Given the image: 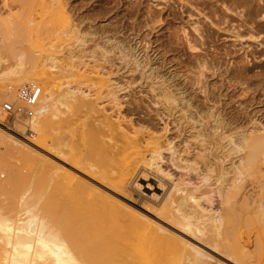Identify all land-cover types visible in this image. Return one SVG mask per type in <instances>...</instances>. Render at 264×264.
Wrapping results in <instances>:
<instances>
[{
	"label": "bare ground",
	"instance_id": "1",
	"mask_svg": "<svg viewBox=\"0 0 264 264\" xmlns=\"http://www.w3.org/2000/svg\"><path fill=\"white\" fill-rule=\"evenodd\" d=\"M3 1L8 5L7 11L10 13L12 30L21 28L23 23H26L23 21L24 18L28 17L29 14L33 13L34 16L41 19L42 23L39 22L35 25L30 24L33 22L31 21L22 31L17 32L23 33L20 35L26 36L27 41L31 43L44 33H47L49 38L59 41L56 46H50L46 49L35 50L32 45L29 46L27 50L19 54V70L6 73L3 75L4 78L0 76V84L2 79L12 82L6 89H0V117L2 118L0 119V130L5 134H11L16 129L14 130L8 125L5 126L3 123L2 103L6 100L16 99V89L22 84L38 85L37 81H41L44 86V92L42 89L30 127L20 119L16 118L13 121L15 126L21 128V130L19 129L21 132L25 135L28 134V139L36 140L32 144L38 148L27 141L16 139L13 142L15 156L21 155L24 160L29 158L37 160V168L40 170L48 168L54 173H61V167L44 163L45 161L41 159L40 151H38V149H42L75 169L77 166H73V164L80 166L78 171L84 174L87 171L89 175L93 174L91 176L96 180L102 181V184L105 183L119 190H123L124 185L130 179L133 178L132 182L135 181L139 174H150L156 177L159 185L167 190V199H178L174 211L169 212L163 205L162 212H168L165 215L168 222L163 221L178 231L174 232L161 223H155L142 216L138 217L131 209L115 205L98 192H91L93 186L81 178H75L73 193L69 198L88 202V205L93 209L94 214L92 216H97L99 222L104 220L107 222L115 221L121 215L131 217V221L124 224L123 232L116 233L103 232L92 227L90 229L87 221H84V218L80 219L84 216L85 209L79 210L77 206H74L75 201L69 207L64 208L62 205L56 204L57 202L55 203L54 198L46 190L41 189L35 194H28L26 190L23 195H18L17 191L10 190L8 196L9 202L12 201V203L11 206L9 205V209H16L13 202L19 198L21 213L19 212L13 220L0 217V225L9 230V234L0 236V240L9 247L7 250L8 258L4 264H34V251L41 248L44 253L48 251L53 253L56 264H161L157 260L167 250H172L180 255L181 261L178 264H211V259L215 258L213 253L223 257L222 260L214 259L218 264H253V254L247 247L250 236L247 233H245L246 236L240 233L242 226L245 225L242 216L237 215V213L229 214L230 219L235 220V223L232 224V230H230L231 233L237 230L240 233H237L239 236L235 241L233 240L234 243H229L220 239L226 223L223 216L219 212H213L214 217L212 216V221L210 219L211 223H209L206 215L212 211L214 202L212 198L213 193H215L220 200L239 196L247 204L249 202L257 203V210L261 212L264 218V122L256 117L257 113L251 114L247 108L238 115H234L231 111H221L219 106L215 105L218 103L215 100L217 93L210 91L207 80L205 82L200 78L204 75L206 78L205 73L210 70L204 60L197 66L200 79L198 77L194 80L188 79L184 86L180 85L174 80L175 77L173 79L164 76L158 67L154 66L155 61L148 52L142 53L143 50L139 52L131 43L117 38L118 26H113L112 38L106 34L109 33L106 31L107 29L99 31L97 29H85L83 25L88 16L83 18L81 15L78 19L73 18L70 0ZM162 1L164 6L160 7V10L158 6L162 4L158 2L155 6L153 5L156 8L154 10L152 8L153 14L151 16L154 18L151 22L157 23L163 20V11L166 10L165 14L167 11H172V5L175 4H178L181 13L187 12L190 19L189 23L186 21L188 29L184 26L183 37H178L179 39L176 40V44L181 45L186 50V54L202 52L201 50L208 43V39L218 40L220 37L217 39V36L220 33H227L236 41L246 38L255 41L258 48L261 47L260 49L255 47L249 51L248 45L246 48L242 46L240 49H244V52L247 53H244L245 55L250 54V56L256 57L254 55L260 53L259 56L264 57V0ZM107 9L104 8L103 10L106 11ZM97 12L91 14L94 20L100 14ZM172 12L174 13V11ZM180 15L182 16V14ZM178 17V14H174L175 19ZM201 17L208 19L209 23H206ZM3 25L0 21V31L3 30ZM143 26L139 23L138 27L135 26V28L140 31ZM151 29L154 30L155 27H151ZM98 33L101 34L98 36V38L101 37V42L99 40L95 42ZM19 34L15 36L18 37ZM103 34L106 35L103 36ZM91 41H94L92 42L94 43L92 44L93 48L87 50V45ZM144 41L147 44L146 37L140 40L141 44ZM170 42V44L175 43L171 37ZM237 43L241 46L240 42ZM241 43L244 45L243 41ZM239 45L237 46L239 47ZM239 51L237 49L235 52ZM42 53H45L44 59H42ZM39 59L45 60V62L44 64L39 62L42 67L39 70H33L38 71L40 78L37 79L33 77L34 74L31 76V74L26 73L23 68L25 62L28 64L37 63L36 61ZM246 62L247 64H243V68L241 67L240 70L237 69L234 72V81L243 84L242 81L244 80L249 82L247 85L250 86L251 84L252 88L256 90H264V62L260 64L263 70L260 72L254 71L255 68L253 69V67L256 65L251 64L252 67H249L250 60ZM122 70L124 72H121ZM59 74L66 77L67 80L68 77L72 79L77 84L75 90L69 86L72 83L71 80L60 83ZM92 75H96V77ZM115 75L117 78L113 79ZM176 75L178 76V74ZM21 79L26 82L18 83ZM86 83L90 84L91 87L98 88L99 92L96 97H92L90 91L87 94L81 92L82 95H79L81 86L86 85ZM134 84L143 88L146 87L145 90L141 88L137 94L146 91V93L144 92L145 96H148L149 93L150 96L146 97L148 100L144 98L148 104L142 97L137 99V96H133L135 98L131 101H124L125 95L119 94L127 88L129 92L134 91ZM186 84L197 85L198 89L204 93V104L197 101L199 104L196 102V105H193L194 102H191L188 98L189 95L187 97L185 93ZM63 86L68 87L63 88ZM219 87L217 88L220 89ZM247 93L248 91H242L238 95L245 97ZM233 95L229 96L232 100ZM104 98H107L109 104L114 108L113 112L116 119L113 113H106L105 106L100 107L102 101L99 102V100ZM217 99L219 101V98ZM125 102L128 104L125 105ZM206 102H213V104L211 106L209 103L208 106V104L205 105ZM229 104L227 102V105ZM153 105H158V108L151 109ZM223 109L225 108L223 107ZM83 111L89 114L100 113V116L102 114L101 118L97 117L93 123L91 122V126L89 125L87 128L88 132L86 131L87 142L91 146V153L87 154L86 157L87 160H90V162L88 161L89 166H83L84 159L77 157L73 152L77 147L74 138L81 133L75 125V116L78 112ZM124 111H127L126 115L135 116L137 114V121H134V117L127 119V116L123 115ZM151 112H154L155 116L160 117L161 115L163 119L165 116L167 118L172 115L176 117L178 112V120L172 118L175 121L182 119L183 123L186 122L185 125L195 130L193 137L199 142V147L202 145L203 148L196 152L192 161L184 158L181 154V151L187 154L190 152L188 151L191 147L190 142L184 144L185 150H179L174 144V138L170 139L169 135L167 136L170 123L165 122V125L159 129L161 126L158 128L156 126L158 122L153 123V117L150 116ZM181 122L178 124H182ZM202 122L204 127L198 128ZM138 125L139 127H137ZM185 125L183 124L181 127ZM129 127L132 130L129 131ZM156 127L158 128L157 131H155ZM186 128L183 129L186 130ZM28 130L34 132L32 136ZM177 131H180L179 128ZM50 135L53 136L52 139ZM24 139L27 140V138ZM163 151L170 152L171 164L177 168L187 172H195V175L198 174L200 184L194 183V186L191 180L187 181L184 177L188 175L187 173L186 175L183 173L184 176L174 178L173 174L161 165L164 159ZM234 157H239L237 163L232 161ZM228 163L231 165L226 167ZM49 170L47 171L49 172ZM189 176L191 175L189 174ZM30 177L28 180H32ZM26 178V175L13 164L8 182L0 179L1 190L3 187H8V183L18 184L25 181ZM212 178L218 184L210 189V194L198 198L197 191H203L200 188L209 184ZM212 181L211 185L214 184ZM137 184L138 182H136V186ZM183 185H192V187L187 188L185 186V188ZM158 198L159 196H157ZM167 199L164 204H166ZM174 203L175 201H173ZM203 204H207V207L210 206V209L208 207L209 210H207ZM64 214L66 218L70 219L65 226L59 224L58 221ZM82 221L83 224L80 223ZM46 227L50 229L46 231ZM211 227L213 228L212 232L210 231ZM213 236L218 237L220 242ZM245 247L246 250L242 251Z\"/></svg>",
	"mask_w": 264,
	"mask_h": 264
},
{
	"label": "rangeland",
	"instance_id": "2",
	"mask_svg": "<svg viewBox=\"0 0 264 264\" xmlns=\"http://www.w3.org/2000/svg\"><path fill=\"white\" fill-rule=\"evenodd\" d=\"M111 1L112 0H70V5L72 4L71 6L73 7L72 8L70 6L71 9H73V18L78 19L79 16H81V15H82L81 17H83V18H86L88 16L86 18L87 19L86 22L83 25V26H85V29H89V28L92 30L97 29L98 31L103 30V29L104 30L107 29L106 31H108L109 33H106V34L108 36L112 35L113 26H115V25H116V27L118 26V29L116 31L117 32V34H116L117 38H119L120 40L126 41L128 43H131V45L136 47V49L139 50V52L141 50H143L142 53L144 51H146V53L148 52L150 54V57L153 59V61H155L154 66L158 67L159 71L164 76H167V77H170L173 79L175 77L174 80H176V82H178L180 85H183V86L187 82L188 79L194 80L197 77L199 78L197 66H198V63H203V60H204V62H206L208 64V66L210 67L209 69L211 71L209 70L205 73L207 79L205 78V75L203 77L200 76V78L203 79L205 82L207 80L208 89L210 91H213L215 94L217 93L215 95V98H216L215 100H217V102L220 105L218 103H216L215 105L219 106L221 111H223V110H225L226 112L231 111L234 115L240 114L241 111H245V109L247 108V110L251 114L257 113L256 117L257 118L259 117L260 119H262V122H264V90H256L255 88H252L253 86L251 84H250V86L247 85V84H249V82L247 83L244 80L242 81L243 84H239L238 82L234 81V78H233L234 72H236L237 69L240 70L241 67L243 68V66L245 64H247L246 61H249V60L251 61L249 64L250 65L249 67H252L251 64H253L254 66L256 65L255 67H253V69L255 68L254 71L260 72V71L264 70V69L262 70L260 67V64L264 62V60H263L264 57L259 56L260 53L259 54L257 53L258 55L256 54V55H254L256 57H253V56H250V54L245 55L247 53L244 52V49H240L242 46H244L245 48L249 46L248 47L249 51L251 49H255V47L257 49H260L261 47L259 46V48H258L257 43L255 41L248 40L246 38L241 40V41H239V40L236 41L234 37L227 35V33H220L219 36H217V39L219 37H220V39H218V40L208 39V43L201 50L202 52L199 51V52H197V54H194V53L193 54L192 53L186 54V50L181 45H179V44L177 45L176 40L183 37V35H184V32H183L184 28L183 27L186 26L190 22V19L188 18L187 12L181 13V10L179 9L178 4L172 5L173 6L172 11H174V13L170 10V11H167L165 14L166 10H164L163 11V13H164L163 20L159 21L160 23L159 22L156 23V22H151V20H153L152 18H154V16H151V15L153 14V10L156 8V7H154L155 4H157L158 2L160 4H162V5L158 6V9L160 7L164 6L162 0H161L162 2L160 0H114L112 2ZM117 1H119V2H117ZM113 2H114V4H112ZM106 4L109 7H107ZM111 5H113V6L110 7ZM7 7H8V5L5 3V1L0 0V21L4 24L3 28H2L3 30L0 31V76L2 78H4L3 75H5L6 73L19 70V67H20L19 54L22 53L23 51L27 50L29 48V46L32 45L36 50V49H40V48L46 49V48H49L50 46L53 47V46H56L57 44H59V41L49 38V35L47 33H44V35H41V36L35 38L31 43L29 41H27L26 36L20 35L23 33L20 32V34H19L17 32L19 30L22 31L26 27L27 23L29 24L31 21H33V22H31L30 24H35V25H37L39 22L42 23V21H40L41 19L34 16L33 13L31 15L29 14L28 17L24 18L23 21L26 23H23V26H21V28H18L17 30L16 29L12 30L11 29V23H10L11 17H10V13L7 11ZM101 7H102V9H101ZM104 8L105 9L108 8L106 10L107 12L103 10ZM109 8H110V10H109ZM152 8H153V10H152ZM138 9H139V11H138ZM102 11H103V14H102ZM93 12L94 13L97 12V14L100 13L95 20L91 17V14ZM174 14H176V15L178 14L179 17L177 19H175ZM180 14H182V16ZM180 17L183 19H181ZM201 19H203L206 23H209L208 19H204V17H201ZM128 23H129V25H126ZM139 23L144 25L142 30H140V31L136 29L138 27ZM130 25H131V27H130ZM125 26H126V28H125ZM135 26H136V28H135ZM187 26H186V28H187ZM151 27H155V29L152 30ZM131 29H133V30H131ZM12 32H15L16 34L12 33ZM17 34H19L20 36H18V37L15 36ZM98 34H100V33H98ZM98 34L96 36L95 42H98V40H99V42H101L100 41L101 37L98 38V36H101V34L100 35H98ZM106 34H103V36H105ZM169 36L174 39L175 43L170 44L171 42H170ZM142 37L143 38L146 37L147 44L145 43V41L141 44L140 40L143 39ZM111 38H112V36H111ZM242 41H243L244 45H242V43H241ZM92 42H94V41L89 42V45H87V50L88 49L91 50V48H93L92 44H94V43H92ZM237 42H240L241 46ZM148 43H150V44H148ZM252 44H254V45H252ZM255 44H256V46H255ZM233 45H235V46H233ZM237 45H239V47ZM246 45H248V46H246ZM237 49H238V51L239 50L240 51L235 52ZM44 55H45V53H42V56H43L42 59L45 58ZM42 59L41 60L39 59L38 61H36L37 63H31V64L29 63L28 64L25 62L23 70L26 73L31 74V76H33V74H34L33 77H35L37 79L40 78L38 71H33V70H35V69L39 70V68L42 67L41 64H44V62H45V60H42ZM52 70L54 71V69H52ZM121 72H124V71L122 70ZM176 74H178V76ZM193 74H195V75H193ZM249 75L251 76L252 74H249ZM59 76H60V79H59L60 83H64L65 81L71 80L72 83L69 86H70V88L73 87L72 90H75L74 88L77 84H75V82L72 79H70L68 77V80H67V78L62 76L61 74H59ZM92 76L96 77V75H92ZM247 77H248V75H247ZM116 78H117V75H115V77H113V79H116ZM21 82H26V81L21 79L18 83H21ZM11 83H12L11 81H6V80L2 79L1 84H0V89H2V88L6 89L7 86ZM37 84L42 87L43 92H44V86H43L42 82L37 81ZM89 85L90 84H88V83H86V85L85 84L82 85L79 95H82L81 92H83L84 94H87V92L90 91L91 94L93 95L92 97H96L98 95V92H99L98 88H96L95 86L91 87V85L90 86ZM186 85L187 86L185 87V91H186L185 93H186L187 97L189 95L188 98H190L191 102H194L193 105L195 106L197 101L199 103L201 102V104H204V101H205L204 93L198 89L197 85H194V86H192L191 84H186ZM64 87L66 88L68 86H63V88ZM217 87H219L220 89H218ZM141 88L143 90L146 89V87H144L145 88L144 89L143 87L138 86V84H136V85L134 84L133 85L134 91L129 92V90L127 88V89L121 91L119 94L122 96L125 95V97L123 99H124V101H127V102H128V100L129 101H131V99L133 100L135 98L133 96H137L138 97L137 99L142 97L143 99L145 98L146 100H148L147 98H148V96H150V94L148 93V96H145L146 91H141L137 94V92ZM242 91H248L247 96L243 97L241 95L239 97V95L241 94ZM131 92H134V93H131ZM217 95H219V96L217 97ZM231 95H233L234 101L232 100V98H229V96L231 97ZM192 97H193V99H192ZM217 98H219V101ZM104 99L99 100V102L102 101V104H100L101 105L100 107L105 106L106 113L107 114L113 113L114 118H115L116 115L113 112L114 108L109 104V101L107 98H104ZM145 99H144V101H145ZM127 102H125V105ZM145 102L148 104V101H145ZM198 102H197V104H199ZM227 102H228V104L229 103L230 104L227 105ZM209 103L212 106L213 102H209ZM209 103L206 102L205 105L208 104V106H209ZM223 107L225 109H223ZM155 108H158V105H153L151 107V109H155ZM148 111H151V110H148ZM225 111H223V112H225ZM126 113H127V111H124L123 115H126ZM128 115H126L127 119L134 117L133 118L134 121L135 122L137 121L136 120L137 116H138L137 114H135V116H133V115L131 116V114H128ZM177 115H179L178 112L176 114V117H177ZM150 116L153 117L152 121L154 124H156L158 122L156 125L158 128L161 126L159 129H161L163 127V125H165V122L170 123L168 126V128L170 130L168 131L167 136L169 135L168 137L170 139L174 138V144L176 145V147L179 150L180 149L185 150L184 144H186L187 142H190L189 144L191 147L188 149V151H190V152H188V154H187L186 152L181 151L182 152L181 154H183L184 158H187L189 161H192L196 152L199 151L200 148H203L202 145H201V147H199V145H200L199 142H197L193 137V136H195V130H193L191 127H188L187 125H185L186 122L183 123L184 121H182V119H181L182 122L180 120L175 121V119L178 120V117L176 118L172 115V116H170V118H167L165 116V118L167 119L166 120L165 118L164 119L161 118V115H160V117L155 116L154 112H151ZM75 117H76V124L75 125H76V127L79 128V129L78 128L77 129L81 133H80V135H76L74 138L75 139V145L77 147H75V150H73V152L77 155V157H82L84 159L85 163L83 164V166H89L88 161L90 162V160H87L86 157H87V154L91 153V146L87 142L86 131L88 130L87 129L88 126L89 125L91 126L93 121H95V118H97V117L101 118L102 114L100 116V113L89 114V113H86L83 111L80 113L78 112V114H76ZM155 117L156 118L158 117V118L156 119ZM172 117L175 119H173ZM0 119H2V118L0 117ZM174 121H175V124L179 125L180 127L176 126L174 124ZM178 122L179 123L181 122L182 124H178ZM3 123L5 124V126L8 125L10 128H13L14 130L15 129L16 130L14 132L11 131L12 132L11 134H5L4 132H2V130H0V136L2 138V139L0 138V140H1L0 141V179L4 182H8L9 174H10V171H11L13 164L16 165V167L23 174H25L27 178L25 181L18 183V184L8 183V185H7L8 187H3L2 190L0 187V190H1L0 191V217H4V218H8L9 220H13V218L17 217V214L19 212L21 213L19 198H18V200L13 202V205L16 206V209L15 208H14V210L12 208L9 209V205L11 206L12 201L9 202L10 198L8 196V191L14 190V191H17L18 195H23L26 190L28 191V194H35L36 192H38L42 189V190L48 191L49 195H51L52 198H54L55 203L57 202L56 204H59V206L62 205L64 208L69 207L71 205V203L73 201H75L76 204L74 206H77V208L79 210L85 209L84 216L80 219L84 218V221H87L86 223H88V227L90 229L92 227L95 230H101L103 232H109V231L116 232V233L123 232V230L125 229L124 224L131 221V217L129 215L118 216L115 221H111V222H109V221L107 222L105 220L102 222H99V219L97 216H94V217L92 216L94 214L93 209L88 205V202H86L85 200H84V202L81 200L78 201L77 199H76L77 200L76 201L74 199L69 198V196H71V194L73 193L74 179L75 178H81L84 181H87L91 186H93L95 188V189L92 188L91 192H94V193L98 192V193H100L101 196L109 199L115 205L124 206L126 209H131V211L133 213H135L136 215H138V217L142 216L144 218L151 219L155 223L163 224L164 226L169 228L171 231L178 232V231H176V229H173V227L170 224L166 223L168 221L166 220L165 215H166V213L168 214V212L162 213L163 209H164L163 205L166 206V208H167V210H169V212L174 211L175 207L178 203V199H174V200L169 199V198L167 199V190H165V188H163L159 185V181L156 177H154L150 174H148V175L139 174L138 176H136V178H135L136 180L133 181L134 183L132 182V180H133V178H132V179H130V181H128L127 184L124 185L125 188L123 190H119V189L113 188V187H111L105 183L102 184L103 183L102 181L100 182L98 179L96 180L94 177L91 176L93 174L89 175V173L87 171L85 174L78 171L77 169H80L81 168L80 166L72 163L73 166H77L76 167L77 169H75L74 167H72V166L68 165L67 163H64L63 161L58 159L56 156H54L50 153H47V151H44L42 149H38V151H40L39 155H40L41 159H43L45 161V162L43 161L44 163H51V164H54V165L61 167V173H59V172L54 173L51 170H49L48 168H46V169L49 170V172L46 169H45L46 170V172H45V170H40L39 168H37V164H38L37 160L29 158V159H25V160L30 161V162H26L24 160V158L21 157V155L19 157H16L15 152H13L14 151L13 150V142L16 141V139H22L24 141H27L29 144H31L34 147H36V146L33 145L32 142H36V140L35 139H33V140L28 139V136H27L28 134L25 135L23 132H21L20 131L21 128L15 126L13 121L11 120V118L6 117L5 115L3 118ZM127 124L129 125V123H127ZM183 124L185 125V126H182L184 129L186 127H188V128H186V130H184L181 127V125H183ZM203 124L204 123L202 122L198 128H203L204 127ZM1 127L4 128V126H1ZM137 127H139V125ZM157 127H156L155 131H157V129H158ZM178 128L181 132L177 131ZM128 129L130 131L131 128L129 127ZM2 134H3V136H2ZM50 137H51V139L53 138L52 135H50ZM24 138H27V140ZM30 141H31V143H30ZM36 148H38V147H36ZM18 154H20V153H18ZM163 156H164V159L161 162L162 163L161 165L164 169H166V170L168 169V171H170L173 174L174 178H177L178 176H181V175L184 176L187 173L188 175L184 176V177H186L187 181L191 180L193 182L192 183L193 185H194V183L200 184L199 183L200 178H199L198 174L195 175V172H191V171H188V172H190V173H188L186 170L181 169V168H177L176 166L171 164L172 162L170 161V152L163 151ZM167 158H169V159L167 160ZM238 158L234 157L232 159V161L236 162V161H238ZM24 161H25V164H24ZM230 165L231 164L228 163V165L226 164V167H229ZM23 166H24V168H23ZM33 173H35V174H33ZM183 173H185V174L183 175ZM192 173H194V174H192ZM48 174H49V176H48ZM189 174L191 176H189ZM30 176H32V177H30ZM46 176H48V177H46ZM197 176L199 179L196 178ZM29 177L32 178V180H28ZM188 177H190V179H187ZM212 179H213V181H212ZM212 179L210 180L209 184L200 188L203 191H201V192L199 190L197 191L198 198H203V197H205V195L210 194V189H213L214 186H216L218 184V183H216V181L214 182V180H215L214 178H212ZM211 181H212V183H214V184L216 183V184L215 185L212 184L213 185L212 186ZM136 182H138V184L140 186L138 184L136 186ZM133 184H134V186H133ZM189 186L190 185H188L186 187L187 188L192 187V185L190 187ZM135 187H137L139 189H137ZM95 190H98V191H95ZM139 190H141V191H139ZM156 195L159 196L158 199H157ZM151 197H153V198H151ZM166 199H167V202H166V204H164ZM212 199L214 201L212 204L213 208H212V211L209 212L210 214L206 215V217H207L206 219L209 223H211V221H212L211 218L214 217L215 212H219L223 216L226 223L224 225L223 232H222L221 236L224 235L225 237L221 238V236H220V239L226 240L225 242L234 243L233 240L235 241V239L238 238V236H239V235H237V233L238 234L241 233V235H243V236H246L247 234H249L250 242L247 244V247L250 249L251 253L253 254V260H254L253 264H264V218H263L261 212L257 210V203L249 202V204H247L239 196L236 198L228 197L227 199L220 200V198L215 193H213ZM172 200L175 201L174 204H173ZM203 206H205L206 209L208 207L210 209V206L207 207V204H203ZM209 209H207V210H209ZM14 211H16V212H14ZM231 213H234V214L237 213V215H241L243 220H244L245 225H243V226H245V227L242 226L240 233L238 230L232 231V233L230 231V230H232V224L235 223V220L233 218L230 219L231 217H229V214H231ZM2 214H3V216H2ZM6 216H8V217H6ZM63 217H65V218L63 219ZM67 219H68V217L66 218L65 214L62 215L58 219L59 224H61L63 226L67 225L70 221V219H68V220ZM210 219H211V221H210ZM163 220L166 222H164ZM80 223L83 224V221ZM49 229H50L49 227L48 228L46 227V231H48ZM212 229L213 228L211 227L210 228L211 232H212ZM225 231H226V233H225ZM245 233H247V234H245ZM4 234H9V230L6 227L0 225V236H2ZM232 234H233V236H232ZM182 236H184V235H182ZM213 238L214 239L216 238V240L219 241L218 237L213 236ZM3 243L4 242L2 240H0V264H4L6 259L8 258L7 250H9V247L5 243L4 244ZM37 247H39V246H37ZM245 250H246V247L243 248L242 251H245ZM213 256L215 258H217L218 260L223 259V257L217 253H213ZM33 257H34V261H35L34 264H56L53 253L49 252V251L44 253L42 248L40 250H38V249L35 250ZM214 259H211V264H218L217 262H215L216 260H214ZM157 261L160 262L161 264H178V262L181 261V258H180V255L178 253H176L172 250H167L162 257H159V259Z\"/></svg>",
	"mask_w": 264,
	"mask_h": 264
},
{
	"label": "built area",
	"instance_id": "3",
	"mask_svg": "<svg viewBox=\"0 0 264 264\" xmlns=\"http://www.w3.org/2000/svg\"><path fill=\"white\" fill-rule=\"evenodd\" d=\"M42 88L36 84H22L16 89V99L2 103L1 112L14 121L16 118L25 121L28 127L36 113V105L40 99ZM32 136L34 132L28 130ZM28 133V132H27Z\"/></svg>",
	"mask_w": 264,
	"mask_h": 264
}]
</instances>
